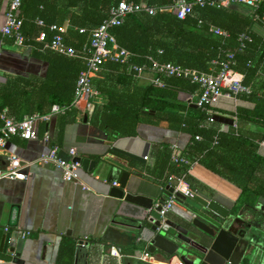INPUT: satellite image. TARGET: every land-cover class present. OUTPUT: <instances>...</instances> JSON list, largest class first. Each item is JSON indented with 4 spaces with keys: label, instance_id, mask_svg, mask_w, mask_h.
I'll use <instances>...</instances> for the list:
<instances>
[{
    "label": "trees",
    "instance_id": "trees-1",
    "mask_svg": "<svg viewBox=\"0 0 264 264\" xmlns=\"http://www.w3.org/2000/svg\"><path fill=\"white\" fill-rule=\"evenodd\" d=\"M122 1L143 4L156 11L153 15L145 12L128 15L120 26L111 29L116 43L130 56L126 65L106 62L99 74L102 78L91 81L99 95L108 97L107 104L95 107L92 126L107 133L112 140L136 137L139 124L158 126L166 123L175 131L188 134L191 142L181 154L188 164L172 160L171 145H157L151 150L150 157L155 162L152 173L158 177L159 184L163 185L169 176H175L183 178L192 187L187 170L191 163L198 162L242 189L241 198L235 203L237 207L251 206L256 196L247 185L253 182L259 168H264V160L255 152L257 143L264 142V133L248 139L239 132H222L220 123L212 119L219 111L211 106L204 110L195 107L193 99L199 94L196 84L184 78L162 77L161 87L138 85L133 73L128 72V66L144 65L149 72L151 58L160 64L207 74L219 71L230 51L235 63L231 69L243 76V84L251 90L249 95L240 97L254 102L255 110H238L236 114L227 115L264 128V37L253 31L255 24L263 26L264 4L249 14L233 7H194L191 16L180 20L172 13L159 11L176 0H21L19 18L23 46L31 47L32 54L48 64V72L41 80L17 77L0 85V112L6 110L17 116L20 107L24 106L28 116L34 113L46 115L53 105H57L66 108L61 120L72 123L76 116V110L71 107L75 86L85 69L84 58L87 56L83 49L88 47L92 31ZM256 16L261 19L259 22ZM39 21L43 25H39ZM51 26L64 29L63 41L77 56L68 57L45 48L58 34L50 30ZM211 27L225 31L228 38L215 37L210 32ZM41 32L46 34V39L37 42ZM241 35L251 37L243 50L237 48ZM9 41L14 45L12 39ZM36 96L51 99L37 100ZM196 137L199 140H195ZM50 146L60 148L54 143ZM87 243L90 245L91 242L88 240Z\"/></svg>",
    "mask_w": 264,
    "mask_h": 264
},
{
    "label": "crops",
    "instance_id": "crops-1",
    "mask_svg": "<svg viewBox=\"0 0 264 264\" xmlns=\"http://www.w3.org/2000/svg\"><path fill=\"white\" fill-rule=\"evenodd\" d=\"M9 0H0V28L4 24V14ZM238 11L249 14L252 11L243 6H234ZM258 36L264 37V28L260 24L253 26ZM48 72V64L32 54V48L14 46L9 39L0 33V85L17 77L41 80ZM97 78H102L98 76ZM153 74L145 73L136 78L138 85L151 84ZM37 100L51 99L47 97ZM197 97L193 99L195 104ZM108 102L106 95L94 96L80 102L72 123H64L62 114L52 116L48 122H38L35 126L36 140L25 141L19 137L10 139L4 148H0V227L9 219L12 206H18V230L30 232L24 239V245L17 263L0 264H75L76 246L79 240L91 242L86 264H178L173 257L160 260L154 257L147 262H139L137 257L147 252V246L136 235L111 225V218L116 201L109 192L113 183L120 185L122 174H128L125 192L149 198L153 205L163 199L166 194L159 184V179L152 173L154 159L150 152L157 145H175L180 154L190 144L191 137L181 131H175L166 123L158 126L139 124L137 136L112 140L99 128L92 126L91 118L95 107L104 106ZM35 107V106H34ZM196 107V106H195ZM212 108L218 115L229 118L232 125L220 123V131L239 132L243 138L260 137L264 133L261 125L239 121L227 114H236L238 110L253 112L255 103L242 97L214 100ZM29 109V107H28ZM20 107L19 115H11L15 120L28 116ZM37 114V113H34ZM49 114V113H48ZM70 118H68L69 120ZM86 119V120H85ZM1 125V124H0ZM48 133L50 139L45 142L42 137ZM50 143L60 146L62 157H67L69 149H75L76 157L96 162L93 170L76 172V179L66 182L51 163L25 166L21 173L23 180L2 177L6 160L15 155L24 163H30L47 154ZM256 154L264 160V142L257 143ZM250 150V149H249ZM129 155L143 159V162L128 158ZM129 163V164H128ZM191 186L204 194L215 197L223 205L228 206L240 200L242 189L236 184L214 174L198 162H193L187 170ZM247 187L255 194L256 201L251 206L264 210V204L257 203L264 199V168L261 167L255 178ZM117 188V187H115ZM182 208L181 206H177ZM121 252V259L109 255L110 248ZM134 251V253H131ZM148 253V252H147Z\"/></svg>",
    "mask_w": 264,
    "mask_h": 264
},
{
    "label": "built area",
    "instance_id": "built-area-1",
    "mask_svg": "<svg viewBox=\"0 0 264 264\" xmlns=\"http://www.w3.org/2000/svg\"><path fill=\"white\" fill-rule=\"evenodd\" d=\"M20 4L21 0H11L5 15L4 24L0 29L2 37L12 39L14 46H23L24 43L21 34L22 21L19 18ZM262 4H264V0H176L171 6L161 8L159 11L172 13L178 19L184 20L192 15L194 7L229 8L243 6L255 12ZM155 11L154 9L147 8L143 4L126 3L122 1L117 7L110 11L109 17L97 29L92 31L90 43L88 47L83 49V53L87 54L84 58L85 69L80 73L76 82L73 103L71 105L72 108H77L80 102H85L87 108H90L88 104L89 99L97 96V92L92 88L91 81L99 76L106 62L111 61L123 65L128 64L130 53L120 48L116 43L114 36L111 34V29L120 26L128 15L140 14L142 12L153 15ZM255 19L258 22L261 20L257 16ZM38 24L43 25L40 21ZM50 30L56 31L58 34L53 37L49 44L45 45V48H49L68 57L77 56L73 48L65 45L61 36L64 33L63 28L51 26ZM210 32L217 38L223 40L228 38V34L219 28L211 27ZM45 39L46 34L41 32L37 38V42H44ZM237 42V48L243 50L245 44L251 42V37L249 35H241ZM149 62L151 63L149 72L144 65H129L128 72L133 73L135 78H141L145 73H151L153 74L151 84L159 87L163 86L162 77L188 79L192 84H196L199 87V94L195 106L202 110H204L206 106H211L214 100L219 97L228 99L247 96L251 93L250 88L243 84V76L231 69V66L235 63L234 55L230 51L226 53V62L221 64L219 71H211L207 74L191 69H183L172 64H160L151 58H149ZM65 110L66 108L64 107L53 105L49 114H32L23 117L21 120H15L6 110L1 111L0 148H4L6 143L13 137H19L25 141L36 140V124L38 122H48L52 116L63 114ZM49 139L48 133H45L42 137V140L45 142L49 141ZM195 140H199V137H196ZM170 148L172 151V160L175 163L188 164V161L181 156L175 145H171ZM76 156V151L73 148L68 150L67 157H62L59 149L57 147H52L47 154L41 155L33 162L26 164L17 156L9 155L6 160L5 171L1 173V175L2 177L23 180L24 175L21 173V170L25 166L51 163L60 171L64 181L72 182L76 179L77 170L80 169V163L74 162ZM113 186L118 187V184L113 183ZM161 187L163 191L168 194L163 198L162 204H159L158 201L154 204V208H160L158 214L162 219L172 206H180L176 197L177 193L182 194L186 198H192L194 196V193L190 191L189 185L183 178L169 176ZM169 188L173 189L172 193H169ZM29 236L30 232L19 231V237L21 239L24 240ZM83 241L85 242V240ZM109 255L118 260L122 257L120 250L115 247L110 248ZM151 258L152 257L147 252L137 257L139 262H147ZM178 264L182 263L179 262Z\"/></svg>",
    "mask_w": 264,
    "mask_h": 264
},
{
    "label": "water",
    "instance_id": "water-1",
    "mask_svg": "<svg viewBox=\"0 0 264 264\" xmlns=\"http://www.w3.org/2000/svg\"><path fill=\"white\" fill-rule=\"evenodd\" d=\"M212 119L227 125L233 121L219 115ZM128 158L144 161L132 155ZM74 162L87 172L96 164L80 157ZM127 179L128 174H122L120 185L109 192L116 201L110 223L136 235L149 254L163 261L176 257L182 264H264V210L250 205L237 207L235 203L228 207L190 187L194 196L186 198L177 193L182 208L172 206L162 219L160 208H154L151 199L125 192ZM257 203L264 204V199L259 198ZM18 219L19 208L12 206L7 223L0 227L1 262L20 261L25 241L19 237ZM88 250L87 242H77L75 264L87 263Z\"/></svg>",
    "mask_w": 264,
    "mask_h": 264
}]
</instances>
